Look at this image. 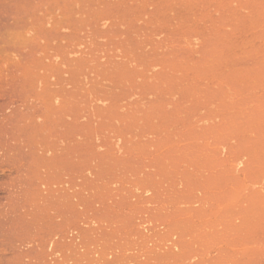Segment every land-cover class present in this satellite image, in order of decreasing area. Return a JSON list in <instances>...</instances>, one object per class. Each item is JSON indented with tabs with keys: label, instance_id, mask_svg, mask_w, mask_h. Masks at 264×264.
Returning <instances> with one entry per match:
<instances>
[{
	"label": "rangeland",
	"instance_id": "374dc122",
	"mask_svg": "<svg viewBox=\"0 0 264 264\" xmlns=\"http://www.w3.org/2000/svg\"><path fill=\"white\" fill-rule=\"evenodd\" d=\"M10 1L56 7L25 103L60 165L0 264H264V0Z\"/></svg>",
	"mask_w": 264,
	"mask_h": 264
},
{
	"label": "bare ground",
	"instance_id": "6f19581e",
	"mask_svg": "<svg viewBox=\"0 0 264 264\" xmlns=\"http://www.w3.org/2000/svg\"><path fill=\"white\" fill-rule=\"evenodd\" d=\"M7 2L5 3L7 4ZM18 2L19 1H14V4H18ZM10 5L9 3L8 6ZM18 5H11L8 8L6 6L4 9H2V6L0 9V14L2 13L6 17L5 19L2 17L0 19V21L2 19L4 20L3 29H11L3 38L5 43L3 49H6L7 54H9L7 56L8 62L3 69L4 83L7 85L3 95L12 97L13 92L25 95L24 101L21 102V110L16 106L9 109L10 100H7L5 104L1 106V110H4L3 113L9 110L7 116H12L4 117V120L0 123V207L2 203L4 204L0 209L1 212L3 211L1 220L6 226L4 232L8 228L7 230H10L13 234L15 232L16 234L19 232L20 235L26 232L32 233V229L34 230L36 228L37 230V226L39 225L37 231L41 234L43 229V223H41V221L43 222V216L41 215L43 214V185L46 180L45 170L50 165L52 169L51 173L54 175L55 171V175H57L60 159L57 139L46 141L42 129L39 128L44 125L43 122L32 117V115H34V117H39V115L37 116L36 114L41 111L39 108L40 103L34 102L33 104L32 102L26 107L27 104L25 101L26 93L30 90L28 86L31 85L32 87L35 82L33 78L36 76L35 69L39 65H41L40 67L42 68L44 66V63L38 65L36 63L40 62L42 58L41 53L38 54V51H43L42 41L46 35L45 26L50 23V26L56 29L57 16L56 14L54 16L56 7L52 9L53 16H51L52 19L50 20L48 18L44 19L46 12L43 13V10L41 11L43 8L39 7L40 5L31 8L28 7L27 4H25L27 7ZM50 10L51 9H48V11ZM45 11H47L46 8ZM48 11L47 14L51 12ZM9 16H16V19L21 17L25 22L22 25L14 22L13 25L8 26L7 22ZM14 28L20 29V33H15L13 31ZM55 34H57V30H55ZM57 48L55 42L53 58H57ZM15 51L16 54L13 55ZM12 55L15 57L14 59ZM29 63H32L30 66L31 70L28 65ZM26 80H29L30 83H27ZM37 88L38 84L34 88H31V93L36 92ZM34 107L35 112L32 114L30 109ZM52 109L53 113L58 112L56 104ZM15 116H17V118H14ZM54 131L56 137L57 124ZM48 148L51 149L49 156L46 155ZM32 202H34V204H32ZM32 209L35 211L33 216L29 213ZM33 218H36V220ZM33 220L36 221L37 225H32V223L35 224ZM8 231L5 233L11 234V232L9 233ZM40 247H42L41 243L39 245V248ZM39 248V253H41L42 250L40 251ZM37 255L39 257L41 255L42 258V254L37 253ZM39 257L37 258L39 259ZM41 258V262L37 259V264H42Z\"/></svg>",
	"mask_w": 264,
	"mask_h": 264
}]
</instances>
